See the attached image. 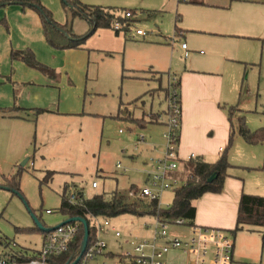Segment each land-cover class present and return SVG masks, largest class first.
Instances as JSON below:
<instances>
[{
    "label": "crops",
    "instance_id": "1",
    "mask_svg": "<svg viewBox=\"0 0 264 264\" xmlns=\"http://www.w3.org/2000/svg\"><path fill=\"white\" fill-rule=\"evenodd\" d=\"M37 1L51 13L55 23L60 26L65 25L68 16L62 5L64 17L57 18L56 14L57 2L60 1L62 4L61 0ZM78 1L84 5L121 10L120 13L129 11L124 7L129 3L127 1ZM145 6L148 9H155L153 12L162 16H171L174 23L173 36L176 37L174 43H170L173 36L164 37L155 26L158 38L146 43L130 41L132 44L137 43L152 48L150 53L142 54L131 65L130 68L135 72L132 79L146 82L148 87L152 86L151 89L158 87L163 90L165 87L161 86L162 74H174L171 76L179 79L181 119L178 154L180 159L185 161L194 154L205 163H215L228 146L232 124V142L228 150L230 149V155L234 153L241 157L236 167L247 168L245 171H248V174L264 172V164L252 166L253 162H251L258 159L260 161L264 145H249L241 138L238 134L237 122L241 117L244 118L245 124L247 120L246 116H242V111L233 106V91L241 75V66L254 65L258 59L257 54H260L262 59L264 57V0H154L152 5L146 4L143 0V7ZM130 11L133 13V22H130L132 30L120 34L115 33L111 27L104 31L97 29L89 38L97 36V40L102 43L97 46L99 48L84 47L86 40L78 49L63 50L55 49L46 42L41 19L35 11L17 4L0 6V136L9 155L1 158L2 164L12 167L20 163L28 152L27 145L31 144L32 136L35 154L33 161L30 162L28 158L27 162H34L33 165L39 163L36 160L37 154L41 164L48 155L47 142L55 141L60 137L67 138L77 126L82 129L89 124L90 118H99L98 114L86 112L85 108L92 63L102 60V54L107 47H110V44H117L119 35L124 37L125 44H129V39H145L149 36H137L133 27L140 22L137 15L139 12L148 15H152V12L144 11L143 8ZM80 20L87 23L88 29L85 32H76L72 28L73 34L77 36L85 35L92 30L87 21L81 18ZM109 30H112L114 35L108 33ZM98 31L101 33L99 34ZM151 31L154 33V30ZM182 42L187 46V57L180 47ZM173 47H176V50ZM26 50L33 53L36 62L46 67V72L32 69L20 60H11L12 51ZM175 53L183 55L184 62L182 66L175 64L176 72L170 73L167 71L174 63ZM151 74L156 75L158 80L152 79L149 76ZM92 75L94 77V72ZM96 95L98 94L92 93L91 97L94 99ZM163 122L160 118L156 123H144L143 127L135 125L139 129L146 130L148 126L153 125L163 127ZM148 134L152 147H156L152 142L153 131ZM144 138L143 143L147 135ZM59 150L57 151L60 152ZM259 167L263 169H256ZM231 171L232 168H229L220 193H206L193 203L195 217L191 223L199 228L216 229L233 236L232 258L234 259L236 232L233 231L236 227L241 196L251 194L264 197V193L258 192L259 188L254 190V186H257L254 181L248 183L250 190L246 178L230 173ZM48 172L52 171L43 172L42 179ZM53 175L54 172L43 184L50 183ZM1 178L3 183H0V187H4V176ZM67 185L64 184V187ZM0 191L13 194L2 188ZM47 211L50 213L46 214H51L50 210ZM42 226L49 229L43 224ZM30 227H35L34 222ZM37 233L39 240L33 247L27 242H16V238L15 240L5 238L8 240V247L2 245L0 259L12 255L23 258L36 255L43 237L42 231L39 230ZM188 234L187 230L186 234H182V238ZM146 236L151 237L150 234ZM258 236L260 239L259 234ZM164 261L165 264H188V257L180 251L172 250Z\"/></svg>",
    "mask_w": 264,
    "mask_h": 264
},
{
    "label": "rangeland",
    "instance_id": "2",
    "mask_svg": "<svg viewBox=\"0 0 264 264\" xmlns=\"http://www.w3.org/2000/svg\"><path fill=\"white\" fill-rule=\"evenodd\" d=\"M126 1L129 3L124 7L129 11L143 8L144 11L152 12V15L139 12L137 15L140 22L136 23L133 28L146 32L154 30V33L152 32L145 39H129V44H125L124 37L119 35L120 39L116 41L117 44H110V47H107L105 53L102 54V60L99 59L96 63H92L94 77L90 71L85 108L86 112L96 113L99 118H90L89 124L82 129L77 126L67 138L60 137L55 141L47 142L48 155L46 158L44 157L45 161L41 164L37 154L36 160L39 163L35 165H33L34 162L30 163L35 154V148L32 146L34 144L33 136L30 137L31 144L27 145L28 152L20 163L12 167L2 164L1 158L9 155L3 145L4 140L0 136V183H3L2 176L7 178L13 175L25 159L29 158L30 161L22 167L20 177L19 189L23 200L14 194L0 191V238L10 240L16 238V240L14 239L16 242H27L32 247L38 243L39 235L36 231L28 234L15 231L16 228H31L30 224L33 221L26 205L32 214L48 228H54L67 220V217L58 211L60 195L66 183L68 184L66 197L72 188L74 193L81 192L84 199L117 192L126 196L127 201L136 203L139 210H141V206L146 207L149 204L139 196L138 191L146 183L147 173L151 169V160L161 157L163 154L162 133L166 128L164 125L163 127L153 125L148 126L146 130L139 129L132 120L141 118L140 121H145V124L156 123L160 118L165 121V92L168 81L174 74H162L161 86L165 87L164 90L163 88L158 89V87L151 89L152 86L148 87L146 82H137L132 79L135 72L130 68L131 65L142 54L150 53L152 48L142 44H132L130 41L151 42L159 37L156 33L157 28L164 37L170 38L173 36L174 23L171 16H162L153 12L155 9L143 7V0H121V2ZM144 2L152 5L154 0H144ZM61 5L58 1L56 5L57 18H62L65 15ZM72 28L76 32H85L88 25L80 18L75 17L72 21ZM100 31H104V29H100ZM109 31L108 33H113L112 30ZM96 37L87 39L84 47L99 48L97 46L102 43ZM147 48L148 50H146ZM173 48L176 50V47ZM175 54L174 63L167 72H176L175 64L182 66L184 62L183 55ZM256 56L258 59L254 65L241 66V75L237 79L233 91V106L242 111V116H246V125L251 131L264 127V57L262 59L260 54ZM149 76L152 79L157 78L156 75ZM92 93L98 95L93 99ZM32 127L34 129L33 125ZM152 131L153 141H151L156 144V147H152L149 141L148 133ZM32 134L33 132L30 133V135ZM142 135L145 137L147 135L145 143L138 142V137ZM58 149L60 152L57 151ZM36 150L38 152V146ZM229 150L226 154L232 168L230 173L246 178L247 187L249 181L256 182L257 186H254V190L259 188L258 192L264 193V172L248 174L249 172L245 171L247 168L236 167L241 157L234 153L230 155ZM261 153L260 161L259 159L251 161L253 162L252 166H258L256 164L263 166L264 148ZM117 165H120V169H116ZM33 166L34 168H32ZM256 169L262 170L263 167ZM45 171L54 172L52 181L46 185L39 183L43 177L42 173ZM247 174L249 178H247ZM93 182L97 183V188L91 187ZM132 186L133 191L131 192L134 196H129ZM173 197L174 192L163 193L160 200L161 209L166 210L170 207ZM46 210H50L51 214H46ZM111 222L120 229L122 235L121 240L115 239L110 234L102 237L108 244L111 253H119L118 246L121 244L124 250L128 249L129 246L123 243L125 241L139 243L143 238H148L146 235L152 234L153 219L148 215L142 217L122 215L111 219ZM25 224L29 225L25 226ZM170 231L181 236L187 232L185 228H171ZM257 233L248 227L236 232L232 264H264V248L261 247L259 233ZM1 247L3 246L0 244V250ZM100 261L101 259L90 264H98Z\"/></svg>",
    "mask_w": 264,
    "mask_h": 264
},
{
    "label": "built area",
    "instance_id": "3",
    "mask_svg": "<svg viewBox=\"0 0 264 264\" xmlns=\"http://www.w3.org/2000/svg\"><path fill=\"white\" fill-rule=\"evenodd\" d=\"M117 16L126 20L122 23ZM133 13L124 11L116 14L115 19L110 24L115 33H123L132 30ZM137 36L146 37L152 32L135 29ZM176 37V35H175ZM175 37L170 39L174 43ZM184 56H188L187 46L180 43ZM178 78L173 76L168 81L165 92L166 119L163 122L166 130L162 133L164 141L163 154L161 157L151 160V169L147 173L144 186L139 189L138 194L149 203H156V213L150 215L153 219L152 234L150 238H143L139 243L133 241L123 242L129 248L124 250L122 244L119 253H111L108 244L102 237L110 234L117 240L122 239L121 231L112 222V218L90 217L91 226L94 229V237L86 248L77 264H165V257L174 250L180 251L188 257V264H232L234 240L231 235L216 229H204L194 226L191 222L182 219H166L160 212V200L165 192H176L180 187L185 186L192 179V174L187 170V164L197 160V155H190L187 160L180 159L178 154V144L180 135L181 109L178 103ZM144 136L138 137V142L143 143ZM120 169V165L116 166ZM92 188L97 187V183L91 184ZM70 189L67 200L70 204L78 201L77 192ZM129 196H134L129 192ZM46 213H50L47 211ZM79 223H68L58 225L54 230L45 232L42 237L41 247L36 255L30 258L19 256H6L0 259V264H57L55 259L62 257L70 251L79 233ZM171 228H185L189 231L188 236L182 238L181 235L173 234Z\"/></svg>",
    "mask_w": 264,
    "mask_h": 264
},
{
    "label": "trees",
    "instance_id": "4",
    "mask_svg": "<svg viewBox=\"0 0 264 264\" xmlns=\"http://www.w3.org/2000/svg\"><path fill=\"white\" fill-rule=\"evenodd\" d=\"M61 1L63 9L68 16V20L64 26H60L55 23L52 19L51 13L37 0H0V6H2V4H17L35 11L41 19L46 42L55 49L63 50L80 48L97 29H110L111 22L113 19H115L116 14H119L121 11L112 8L84 5L78 0ZM75 17L87 21L91 25L92 31H89L82 36L73 34L72 21ZM117 19L122 23H126V20L120 16H117ZM59 29L63 30L71 39L65 37L59 31ZM10 57L12 61L20 60L32 69L40 70L42 72L47 71L46 67L36 62L35 57L30 50L12 51ZM177 88L179 91V79ZM178 103L180 107L179 94ZM132 121L140 127H143V122L145 123V121L136 119ZM237 130L238 134L247 144L264 145V127L259 128L256 131H250L245 124L244 118L241 117L237 122ZM231 142L232 124L228 146L222 151L218 160L213 164L205 163L200 158L189 162L187 164V170L191 172L192 179L189 180L185 186H182L176 190L170 209L160 212V215L166 219L182 218L192 222L195 217V207L193 206V203L199 200L206 193L217 194L222 191L223 182L227 176V171L229 168H231L226 154L228 148L231 146ZM22 169L23 168L20 166L13 175L7 178L4 177L3 186L17 192V196L23 200L19 189ZM52 174L53 172L46 173L45 177L42 179V181H40V184H43V182L46 183L48 179L52 177ZM213 174L216 175V178L211 183H208V179ZM66 188L67 186L63 188L61 194V203L58 211L61 215L67 217V219L80 217L87 221L89 227V244L93 240L95 232L90 223L91 216L116 218L122 215H131L142 217L144 215H153L156 213V203H149L146 205V207L141 206V210H139L136 203L127 201L126 196L117 192H113L109 195H95L90 199H84L82 193L77 192L76 195L78 197V201L73 205L67 200ZM129 191H133V186ZM26 207L29 210V213L32 214L27 205ZM79 227V233L77 234L74 243L71 245L70 251L62 257L55 259L57 264H65L72 255H76L78 253L83 236L82 226L79 225ZM244 227L253 228V230H256L259 233L261 246L264 248V197L247 194H243L241 196L238 207L236 227L233 233L242 230ZM16 231L30 233L34 231L38 232L39 229L35 226L31 229H16ZM7 241L8 240L5 238H0V244L4 247H8Z\"/></svg>",
    "mask_w": 264,
    "mask_h": 264
},
{
    "label": "water",
    "instance_id": "5",
    "mask_svg": "<svg viewBox=\"0 0 264 264\" xmlns=\"http://www.w3.org/2000/svg\"><path fill=\"white\" fill-rule=\"evenodd\" d=\"M59 31L68 39H71L63 30L59 29ZM92 31V30H91ZM27 162V159H25L22 163H21V167H23ZM216 178V175L213 174L209 179H208V183H211L214 179ZM2 189L5 190H9L12 193H14L15 195H18L17 192H15L12 189H9L7 187H0ZM31 217L33 219V222L35 224V226L42 232H48L51 230H54V228H49L46 229L42 226V224L39 222V220L33 215L31 214ZM68 223H79L82 226L83 229V236H82V241L78 250V253L76 255H72L70 257V259L65 263V264H77L79 259L81 258V256L85 253L87 245H88V239H89V227H88V223L85 219L80 218V217H75V218H69L67 220H65L63 223H61L60 225H64V224H68Z\"/></svg>",
    "mask_w": 264,
    "mask_h": 264
}]
</instances>
